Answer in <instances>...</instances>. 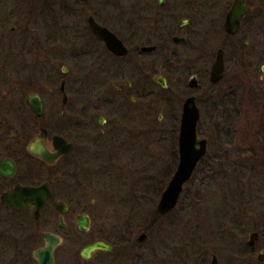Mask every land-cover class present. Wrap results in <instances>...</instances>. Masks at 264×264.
<instances>
[{
  "label": "rangeland",
  "instance_id": "374dc122",
  "mask_svg": "<svg viewBox=\"0 0 264 264\" xmlns=\"http://www.w3.org/2000/svg\"><path fill=\"white\" fill-rule=\"evenodd\" d=\"M169 1L170 4L161 10L164 17L157 16L155 9H150L153 2L157 7L156 0L1 1L2 6L6 3L7 9L16 10L15 16H18L19 22L31 30L26 31V34H54L59 39L56 42L57 51L62 55L68 44L72 47V60L69 64H61L73 68L74 79L77 75L80 78L82 76L85 59L82 46L87 38L84 36L87 11L108 25L110 30L119 31L128 39L133 37L134 41L135 35L136 40L143 44L147 36L151 41L145 44L152 46L158 44L156 40L160 35L165 40V27L166 30H176L180 19L191 18L193 21L190 26L181 27L178 34L186 38V43L174 44L169 41L168 45L158 46L154 54H146L145 60L151 64V74L166 75L169 85L164 92L160 85L152 82L148 98L151 107L147 111L139 99L136 106L128 104L123 109L124 115L132 114L137 117L136 121H131L135 137L123 133L121 129L122 134L117 140L111 139L106 143L101 141L97 146L92 140L79 142L78 147L80 151L83 148L84 152L81 153L85 160L79 165H105L103 171L120 166L121 170L114 169L109 178L107 171L105 175L101 173L100 182L90 179L80 186H72L73 194L83 192L87 195L89 202L86 210L92 221L90 234L77 235L73 231L69 242L67 241L68 245L64 248L68 253L66 257H70L73 263L76 257L75 245L77 248L88 237L102 236L104 228L113 237L119 231L113 227L125 223L127 227L130 224L136 230L132 237L134 244H140L137 239L139 233L145 232L147 235L142 245L141 264H200L202 261L199 260V254L204 258V263L209 264L211 252L219 256V264H226L230 248L236 249L240 238L249 236L247 232L250 227L264 223V219H255L250 212L243 219L246 209L250 207L257 211L260 206L261 212H264V172L261 171L262 166L264 167V80L257 78L264 58L257 38L260 22L256 17L261 8L260 3L264 0H246L253 8L252 16L235 37L227 38V42L223 22L226 11L234 0H181L182 3L177 6H173L174 0ZM16 17L11 16L7 21L5 30L8 33L11 32V26L16 25ZM148 26H151L152 31L149 35H144L143 31ZM33 28L37 30L33 31ZM134 29L142 35L139 36L137 32L132 34L131 30ZM247 33L249 36L245 40L243 37ZM30 36L24 39L17 37L13 40V47L23 45L24 55H28L32 48ZM65 36L69 38L62 42ZM244 41L248 42L247 47L244 46ZM4 43V40L0 42V53ZM223 43L228 72L222 82L209 91V99L205 100L206 97H203L199 105L202 115L198 134L208 139L207 155L199 163L196 176L186 185L176 208L171 213L160 216L156 211L160 199L159 190L177 168L179 158L177 137L181 106L190 94L198 95V90L187 86L188 79L195 75L200 80L201 87L209 86L208 70L217 48ZM197 47L205 53L212 52L208 63L204 57L198 60L195 55ZM61 64L59 65L62 66ZM109 64L114 67L112 60ZM202 70L205 71L203 77ZM247 71L251 74L248 79L243 76ZM72 99L75 121L85 118L88 113L95 118L99 114L105 117L116 114L117 97L113 88H84L81 81L77 80ZM148 112L149 117L146 118ZM96 121L92 125L95 130L89 133L90 136H96V131L100 129H107L106 126L97 125ZM77 129V134L80 135L83 129L80 126ZM148 130L150 132L146 134ZM51 131L64 136L71 132L65 128L64 121L58 118ZM222 150L232 157L240 155L247 164L234 165V168L213 165L216 168L212 170L213 166L207 165L206 161L220 155ZM219 166L226 167L221 169ZM101 194H105L102 198L104 201L91 203V198L96 196L100 199ZM72 220L75 224L74 216ZM238 226L246 234L238 233ZM116 261L115 264L124 263L121 258ZM235 262L233 264H238Z\"/></svg>",
  "mask_w": 264,
  "mask_h": 264
},
{
  "label": "flooded vegetation",
  "instance_id": "af4514ba",
  "mask_svg": "<svg viewBox=\"0 0 264 264\" xmlns=\"http://www.w3.org/2000/svg\"><path fill=\"white\" fill-rule=\"evenodd\" d=\"M1 1L2 0H0V42L4 40L5 43L2 44L3 50L0 53V264H40V260L35 253L48 246L45 234L51 235L50 237H58L59 240V243L55 245L52 250V264H115L117 262L116 260L119 258L124 259V263L121 264H141L143 252L142 245L146 241V237L144 241H141L138 239V236L145 232L138 234L137 239L140 244L136 245L133 243L134 240L132 239L136 230L133 226H130V224L129 227H127L125 223L121 224V226L115 225L113 227L116 228L117 231L119 230L113 237L110 236L107 228H104L102 236H91L83 240L81 246L76 248L75 245L74 253L76 257L74 263L70 257H66L68 253L64 248L68 245L70 235L74 232H77V235H82L83 233L90 234L92 224L89 212L86 210V204L89 202L87 200V195L83 192H80L79 195L73 194L72 186H80L82 182L89 181L90 179L100 182V176L105 175L106 171L107 177L109 178L113 175L114 169L117 168L119 171L121 170L120 166L116 167V165H110L116 168H110L104 171L103 167H105V165H79L82 160L83 162H85V160L83 159V153H81L83 148L81 149L82 151H80L78 145L79 142L83 143L81 142L82 140H84L85 143L88 140H92L91 142L95 144V146L101 141L106 143L111 139L117 140L120 134H122V130L123 133L125 132V134H130V136L132 135L135 137V128L131 127V121L137 119V117L132 114H128V116L124 115L123 109H125L128 104L136 106L139 99L140 102L145 105V111H147V109L151 107L148 98L150 97L149 94L152 82L160 85V89L164 92L168 90L169 85L167 84L168 77L160 73H157V75L164 77L165 84L167 85L166 89L162 87V84L154 82V77H157V75L154 76L151 74V64L145 60V56L148 53L154 54L158 46L168 45L170 43L169 41L174 44L186 43V38L178 34L180 33L181 27L185 25L190 26L193 23L192 19L186 18L189 19L191 23L183 26L180 25V23L184 20L180 19L177 23L176 30L175 28H171V31L166 30L167 27H165V32H167L165 40H162L161 35L158 36L156 40L158 44L153 45L156 49L154 51L143 52L141 48L152 46L145 44L151 41L147 36L143 44H141L139 40H136L137 36L135 35L133 41V37L128 39L126 36L121 35L119 31L110 30L109 26L100 22L95 15L89 14L88 11L85 12L88 17L86 18L87 28L86 34L84 35L87 36V38L83 41L82 46L84 48L85 57L83 61L82 79L79 75L74 79L72 77L73 68L69 65L61 64L62 62H68L69 64L70 60H72L70 51L72 47L68 44L62 55V53L57 51L56 42L59 39L54 34L48 35L44 33L40 35L37 32L36 35L31 34V36L26 34V31L29 32L31 30H28L25 24L19 22L20 20L17 19L18 16H15L17 15L16 10L13 8L7 9L6 3L5 6H2ZM244 1L245 5L251 9L241 22L239 31L243 29L242 27H244V24L247 23L250 19L249 17L252 16L251 11L253 8L248 5L246 0ZM156 2L157 7L153 5L155 4V2H153L150 9H155L157 16L160 15L164 17L161 10L163 11L164 7L170 4V1L156 0ZM180 3H182L181 0H174L173 6H177ZM260 7L256 16L259 18L258 21L260 22V30L258 31L257 38H259V45L260 48H262L261 56L264 58V1L260 3ZM11 16L16 17L17 21L16 25L11 26V32L8 33L5 27ZM92 16L99 25L106 26L110 32L118 36L127 49L124 56L112 54L100 40V37L91 32L87 19ZM134 20H132V22H134ZM162 20L164 21L163 18ZM33 29V31L37 30L36 28ZM150 31H152V28L148 26L144 29L143 33L144 35H149ZM224 31L226 42L228 40L227 38L231 36L235 37L239 32L237 31L235 35H231L226 33V29H224ZM136 32L139 36L142 35L136 29L131 30L132 34ZM29 36L32 39V48H30L31 50H29L28 55H24L23 51L25 50H23V45L21 46L22 49L18 45L13 47V40H16L17 37L18 39H24L27 37L29 38ZM248 36L247 33L243 39L247 40ZM176 37H178L179 40L175 42L174 38ZM67 38L69 37L65 36L61 41L66 42ZM71 43L72 41L70 44ZM243 44L245 47L248 46L247 41H244ZM220 48L224 50V43L217 48V51ZM196 51H198L197 54H195L198 60L204 57L207 61L211 57L212 52L205 53L198 47ZM216 53L207 74V79L210 82L209 86L207 88L201 87L200 80L197 79L195 75L193 76L197 82L196 86H189L190 78L187 82V86L194 87L195 90H198V95H190L196 97V103H198L197 106L200 113L201 109L199 105L203 97H206L205 100L209 99V91H211L213 87L219 85L228 72V60L225 58L226 50H224V73L218 84L209 80V74L211 73L210 69L215 62ZM111 60L114 67L109 64ZM208 62L209 61H207V63ZM201 72V76L203 77L205 71L202 70ZM250 75L249 71L243 74L246 79H248ZM257 78L264 80V63L261 66V71L257 74ZM77 80L81 81L84 88H86V86H92L93 88H113L115 96L117 97L115 116L105 117L103 114H99L97 118H95L93 114L88 113L89 115L85 116V118L83 117L85 120L80 118L81 120L75 121V119H73L74 109L71 101L73 100L72 93L75 89ZM32 103L40 105V114L34 111ZM89 111L92 112L93 110ZM147 115L148 116L145 115L146 118L149 117V112ZM56 118L63 120L65 128L71 130V132L64 136L63 134H55L51 131L52 125L56 123ZM94 121H96L97 125L106 126L107 129H100L96 131V136H90L89 133L95 130L92 126ZM123 122L128 125H125ZM78 126L83 129L80 135L79 133L77 134ZM149 130L146 131V134H149ZM57 136H61L63 140L67 142L66 144L69 143L71 145L70 149L68 153L60 154L55 162H46L39 155V152L44 151V153L47 154L49 152L56 154L58 151L55 149V137ZM74 152L77 153L73 154ZM175 169L172 171L170 179H172ZM261 171L264 172L263 166ZM196 172L197 167L193 173V177L196 176ZM170 179H168L162 189L159 190L160 199ZM192 179L193 178L184 184L180 199H182L185 188H187L186 185L190 183ZM43 184H46L51 194L40 207L39 216L34 214L32 208L17 209L15 205H7L3 200V198L6 200L8 193L16 190L18 186L25 188L33 186L37 188ZM82 190L83 189H81V191ZM104 197L105 194H101L100 199L95 196L91 198L90 201L91 203L101 202L104 201L102 199ZM60 202L64 203L63 207L65 209L61 213L57 212L55 208V204ZM248 212L253 215V218L257 219V217H259L260 221H263L264 212H261L260 206L257 211H253L252 207L246 209L244 213L245 216L243 217L244 220L246 216H249ZM82 215L87 217L89 224L87 229L79 230L77 218ZM73 216L75 217V224L72 222ZM237 230L238 233L243 232L246 234L239 226ZM247 234H249L247 238H240L236 249L230 248V252L228 253L229 258L226 264H233L234 261L238 264H264V223L262 222L256 227H250ZM98 240L107 242L111 249H97L88 257L83 258L81 253L83 248ZM197 256L198 253L196 254V257ZM201 256L200 254L198 256L200 257L199 260L202 261L200 264H205L204 258ZM210 256L211 259L209 264L212 263L213 259H216V264H219V256H217L215 252H211Z\"/></svg>",
  "mask_w": 264,
  "mask_h": 264
},
{
  "label": "water",
  "instance_id": "95a60500",
  "mask_svg": "<svg viewBox=\"0 0 264 264\" xmlns=\"http://www.w3.org/2000/svg\"><path fill=\"white\" fill-rule=\"evenodd\" d=\"M229 10L226 11L224 29H226V33L228 34H236L239 31L241 22L244 17L247 15L248 11L251 9L247 5H245L244 0H234ZM88 25L90 26V30L92 33L100 37V40L105 44L106 48L112 53L117 55L124 56L127 52L125 45L122 44L121 40L118 38L116 34L110 32L106 26L99 25L94 19L93 16L87 19ZM191 21L189 19H185L183 22L181 21L180 25L190 24ZM179 38H174V41H178ZM155 46H149L145 48H141L143 52L145 51H154ZM221 48L218 49L215 57V62L211 66V73L209 74V80L213 83L218 84L224 73V57ZM154 82H158L162 84L163 88L166 89L165 79L161 75H157L154 77ZM189 86H196L197 82L194 76H191L189 79ZM198 103H196V97L194 95H190L183 101V106H181V116L179 120V130L177 137V152L179 155L177 161V168L175 169L172 179L168 182L166 189H164L161 199L158 200L156 208L157 211L160 212L161 215H164L167 212H171L176 208L178 203V199H180V195L183 191L184 184L193 178V173L200 165L199 163L202 159L207 155V148L209 146L208 139L206 137L198 134V126H200L201 113L198 109ZM32 107L37 114L41 113L40 105H35L32 103ZM55 149L58 151L56 154L54 153H44V151L39 152V155L46 161L53 163L58 158V156L62 153H68L70 149V144H66L67 142L63 140L61 136L55 137ZM51 192H49L46 184L40 185L35 188L33 186L22 187L18 186L16 190L10 191L8 193V197L3 198L7 205L13 204L17 209L19 208H32L34 214L39 216V209L44 204V201L49 197ZM63 202L56 203L55 208L57 212H63ZM78 229H87L89 221L85 215L77 218ZM45 234V238L48 241V246L37 251L35 255L38 256L40 260V264H52V250L55 245L59 243L58 237ZM146 237L145 233H142L138 236V239L144 241ZM110 250V245L103 241H94L92 244H88L82 250V257L86 258L94 250ZM211 264H216V259L212 260Z\"/></svg>",
  "mask_w": 264,
  "mask_h": 264
},
{
  "label": "trees",
  "instance_id": "16d2710c",
  "mask_svg": "<svg viewBox=\"0 0 264 264\" xmlns=\"http://www.w3.org/2000/svg\"><path fill=\"white\" fill-rule=\"evenodd\" d=\"M255 145V144H254ZM256 146V145H255ZM203 160V159H202ZM205 160V159H204ZM203 160V161H204ZM206 164L209 166H213V165H227V167L229 168H234V165H240V166H244L247 163L245 162V159H241L240 155H234L233 157L230 155V153H228L227 151H220V155H215L213 156L211 159H209L208 161H206ZM219 166V167H220ZM226 167V166H224ZM223 167V168H224ZM215 166L212 167V170H215ZM218 168V167H217ZM221 168V167H220ZM221 168V169H223ZM223 177H226V175H224ZM221 177V178H223ZM220 178V177H219ZM158 213V212H157ZM160 214V213H158ZM161 216V215H160Z\"/></svg>",
  "mask_w": 264,
  "mask_h": 264
}]
</instances>
